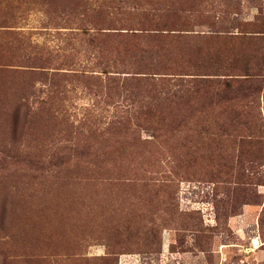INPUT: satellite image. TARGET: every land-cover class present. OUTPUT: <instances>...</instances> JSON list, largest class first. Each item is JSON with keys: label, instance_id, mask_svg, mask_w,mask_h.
<instances>
[{"label": "rangeland", "instance_id": "rangeland-1", "mask_svg": "<svg viewBox=\"0 0 264 264\" xmlns=\"http://www.w3.org/2000/svg\"><path fill=\"white\" fill-rule=\"evenodd\" d=\"M161 27L137 116L97 33ZM263 206L264 0H0V264H264Z\"/></svg>", "mask_w": 264, "mask_h": 264}, {"label": "trees", "instance_id": "trees-1", "mask_svg": "<svg viewBox=\"0 0 264 264\" xmlns=\"http://www.w3.org/2000/svg\"><path fill=\"white\" fill-rule=\"evenodd\" d=\"M152 29H156L157 31H162V29H165L163 27L161 28H142L141 32H118L119 34H114V37L117 38L116 44H119V46L115 47L113 46L112 49H109L107 45V41L109 38L106 33L99 32L97 33L100 38V47L98 49L99 52H103L105 55H113L114 59V65L119 66L118 69H126L130 72V88L134 90V94H131L134 99H141V96H146L147 104L142 108L139 107L135 114L137 116L143 115V113H147V115L153 116L155 115L156 108L159 105H162L165 101H168L175 97V99H183L186 97L184 93H179V90L172 91L169 89L167 82L169 83V80H165L162 77L155 78L153 76L155 73H165L162 72L159 66H162L160 63V57L162 54H160V49L157 50H147L143 45H140L136 42L134 47H129L126 43L127 39H141V38H156L158 34L150 33ZM90 35V34H89ZM93 35V34H92ZM97 35V36H98ZM91 42V39H89V43ZM109 65L105 64L103 66V69L105 71H108ZM113 69L116 67H112ZM117 70V69H116ZM117 72V71H116ZM120 72V71H118ZM204 80H189L187 83V87H193L199 83H202ZM124 84V83H123ZM123 84L120 85V88H123ZM167 88V89H166ZM185 91V90H184ZM191 95V93H189ZM188 96V95H187ZM134 101V100H133ZM122 124L118 122L117 130L116 132L121 131L120 128ZM264 211V206L261 212Z\"/></svg>", "mask_w": 264, "mask_h": 264}]
</instances>
